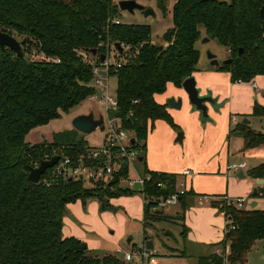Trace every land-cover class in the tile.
<instances>
[{
  "label": "trees",
  "instance_id": "16d2710c",
  "mask_svg": "<svg viewBox=\"0 0 264 264\" xmlns=\"http://www.w3.org/2000/svg\"><path fill=\"white\" fill-rule=\"evenodd\" d=\"M171 2L173 25L164 33L163 44H155L151 26L123 23L114 0H0V27L21 39L26 53L22 58L0 47V264H134L113 253L91 255L80 239L64 236L67 207L78 200L95 198L107 210L113 208L112 198L139 192L152 201L144 205L145 228L153 221L173 219L157 213L161 209H155L153 200L175 193L179 174L151 171L145 165L151 180L131 189L120 182L121 176H129L127 168L110 182L96 184L70 177L51 180L49 169L34 183L27 178L34 160L62 147L69 155L86 154L90 146L84 138L69 134L60 142H26L31 130L97 94L94 66L101 65L100 55L113 46L119 56L108 76L117 79L116 114L145 153L156 120L177 126L156 95L171 82L181 87L199 70L197 44L203 36L226 48V59L231 60L216 68L229 72L233 82L250 83L264 75V0H157L165 13ZM117 43L130 48L120 51ZM94 48L97 55L89 52ZM252 115L264 122V105L256 103ZM232 133L243 137L244 151L264 147V128L257 130L241 121ZM141 157L145 162L146 154ZM249 175L264 178V162ZM158 182L165 185L158 187ZM194 194L189 190L180 197L184 209ZM252 196L264 198V184ZM211 204L225 213L227 230L221 242L197 257V264H246L256 242L264 240V209L241 208L224 197ZM186 230L183 225L184 238ZM144 235L147 241L145 230Z\"/></svg>",
  "mask_w": 264,
  "mask_h": 264
},
{
  "label": "crops",
  "instance_id": "0c3cea01",
  "mask_svg": "<svg viewBox=\"0 0 264 264\" xmlns=\"http://www.w3.org/2000/svg\"><path fill=\"white\" fill-rule=\"evenodd\" d=\"M226 58L227 56L224 59ZM194 76L202 93L212 91L219 98V102L224 103L223 106L218 111L210 107L209 115L212 120L204 123L200 119L199 111H194L189 103L183 87L168 83L166 91L157 94L156 100L168 106L177 126H172L163 119L155 121L146 141L145 165L151 171L179 174V180L186 182L187 191L192 190L195 193L186 199L185 209L181 203L180 223L182 227H187L186 244L203 251L200 254L202 255L213 249L211 245L221 242L227 230L225 213L213 206L211 201L226 196L233 200L246 197V203L250 204L248 207L255 203L254 207L260 208L263 198L252 196L259 185V178L251 177L249 170L264 162V147L263 152L260 151L261 147L244 151L243 137L238 133L231 134V130L246 118L250 121L246 124L253 128V118H258L252 115L254 105H264V75L255 78L263 82V97L260 98L249 91L247 93L246 82H233L229 72L212 67L208 59ZM254 81L258 85V88H254L259 91V84ZM171 97H183L184 102L180 109L169 106L168 100ZM87 113L89 112L81 114ZM233 118L237 121L234 125ZM181 131L184 135L180 143L177 142V137ZM241 162H246V167L238 170L230 168L232 164ZM186 169L191 170L193 175L183 176ZM120 197L112 198V204ZM71 204L74 203L69 205ZM158 211H161L157 212L159 214L163 212ZM177 215L179 214L175 216ZM70 236L74 235H65ZM251 253L252 250L249 255Z\"/></svg>",
  "mask_w": 264,
  "mask_h": 264
},
{
  "label": "rangeland",
  "instance_id": "374dc122",
  "mask_svg": "<svg viewBox=\"0 0 264 264\" xmlns=\"http://www.w3.org/2000/svg\"><path fill=\"white\" fill-rule=\"evenodd\" d=\"M114 1L119 4L121 0ZM136 1L146 7L152 8L155 14L146 15L144 11L139 9H136L134 12L120 9V19L123 23L127 24L150 25L152 28V41L155 44H163L164 33L173 25L172 2L169 6V11L165 13L158 5L157 0ZM206 38L207 36H203L197 44L201 52L200 68L207 61L209 51L215 53L220 61L228 56L226 48L216 39L210 38L204 41ZM208 61L210 62L209 59ZM254 80L258 82L260 90L257 91L251 84L246 83L247 93L249 91L253 95L256 94L259 98L263 97L262 80ZM105 81L109 84L110 94L115 96L117 87L116 77H110ZM83 112H94L97 118L104 117L105 105L99 99L89 98L68 113H64L60 118L31 130L26 136V142L31 144L60 142L65 134H69L76 138H84L90 147L100 144L106 135L105 128H98L92 133H84L74 126V118ZM253 119V128L262 130L264 122L260 118L254 117ZM207 121L202 120L204 123ZM235 121L236 119L233 118V125L237 122ZM260 151L263 152V147L260 148ZM138 152L140 156L145 154L143 149H139ZM137 166L140 172L144 173L145 162L139 160ZM130 175L133 177L134 172L131 171ZM126 184V181H122L121 187H126ZM263 199L260 201L261 209H264ZM112 205L113 208L102 210L100 203L95 198H91L86 203L82 200L74 202V204L67 207V214L64 217L63 234L69 235L71 233L83 243H86L91 255L102 257L106 253H113L124 259L127 252L134 254L146 244L145 230L147 240L153 241L154 249L152 252L157 258V264H197V257L203 251L186 244L185 238L181 234L183 230L179 216L182 212L181 203L161 208L164 215L172 216L173 219L153 221L146 228L143 224L144 196L141 193L136 192L132 195H123ZM249 205V202H247L244 208ZM176 214L179 215L175 216ZM185 250L186 255L183 254ZM263 252L264 241L259 240L249 255L248 264H264ZM132 262L140 264L139 258L136 255Z\"/></svg>",
  "mask_w": 264,
  "mask_h": 264
},
{
  "label": "built area",
  "instance_id": "2783aa9c",
  "mask_svg": "<svg viewBox=\"0 0 264 264\" xmlns=\"http://www.w3.org/2000/svg\"><path fill=\"white\" fill-rule=\"evenodd\" d=\"M115 22L120 23V20L116 19ZM121 45L123 49L130 48V46L128 47L125 44ZM117 51L115 46L107 49L104 62L101 63V65L94 66V71L97 74L96 85L98 88L102 89V95L98 98L97 94H95L91 98L99 99L105 105L104 128L106 130V135L104 140L94 147H89L86 154L69 155L63 152L65 148L62 147L54 148L52 151L45 153L40 160H34L31 167H38L41 161L50 160L56 155L60 156L57 163L47 170L48 172L49 169H51V180L54 178L66 179L70 177L93 184L110 182L113 176L124 168L128 169L129 176H121L120 182L126 181V188H142L147 181L151 180V173H141L138 169L137 162L141 156L138 152L137 140L131 130L123 127L120 117L116 114L119 111L118 99L116 95L112 96L110 94L109 84L105 81L109 79L108 70L110 66L117 62L116 58L119 56ZM33 57H36L35 51L33 52ZM41 58L46 59L44 55H42ZM89 60L94 63L91 58H89ZM118 66H120L119 63ZM101 70L105 71V75H100L99 72ZM250 84L258 88L254 80L251 81ZM133 138H135V144L132 142ZM246 165V162H241L232 164L230 168L238 170L239 168L246 167ZM131 171L134 172L133 177L130 175ZM29 172L30 170H28V174ZM182 175L190 177L193 175V172L186 169L183 171ZM49 183L50 182H48V184ZM157 185L158 187H162L165 184L163 182H158ZM186 186L185 181L179 180L178 190L175 193L171 194L168 198H155L153 200L156 205L155 209H161L167 205L178 204L180 197L187 192ZM224 198L229 202L233 201L241 208L245 206L247 201L246 197H237L234 200L229 199L227 196ZM150 202L152 201L144 196V203ZM135 255L139 258L140 264L158 263L154 253L146 247V244L134 254L127 252L124 256V260L132 262Z\"/></svg>",
  "mask_w": 264,
  "mask_h": 264
},
{
  "label": "water",
  "instance_id": "95a60500",
  "mask_svg": "<svg viewBox=\"0 0 264 264\" xmlns=\"http://www.w3.org/2000/svg\"><path fill=\"white\" fill-rule=\"evenodd\" d=\"M119 7L122 10H128L130 12H134L136 9L142 10L145 12L146 15L155 14V11L152 8L146 7L143 4H140L136 0H121L119 2ZM261 15L264 16V6L261 9ZM210 38L207 37L205 40H209ZM117 48L120 49V51L123 50V47L120 43L116 44ZM0 47L2 49L10 48L14 50L19 56L22 58L26 57V53L23 49L22 43L20 40H18L14 35L10 34L7 31H3L0 27ZM90 53L93 55L98 54L97 49H90ZM242 52V49H240V53ZM208 59L210 60V65L218 67L222 64H225L227 62H230L231 59H224L220 61L215 53L212 51H209ZM101 63L105 60V54L100 55ZM105 71L101 70L99 73L100 75H105ZM182 87L184 91L187 94L189 103L192 105L194 111H199L200 113V119L201 120H208L211 119L209 115V109L212 107L215 110H219L220 107L223 106V102H219V98L215 97L213 95L212 91H208L207 93H202L201 88L197 86V80L194 75L187 77L183 83ZM102 95V89L99 88L97 92V97L100 98ZM184 99L183 97L175 98L171 97L168 100V104L171 108L180 109L183 105ZM250 121L246 118L244 120V123H249ZM74 126L84 133H92L98 128H104V117L101 116L100 118L95 117V114L93 112H89L87 114H79L76 116L73 120ZM183 132H179L177 137V142H182L183 140ZM132 142L135 144V138L132 139ZM60 156L56 155L50 160H43L41 161L40 166L38 167H31L30 172L28 174V180L34 183H39L41 180V177L43 174H45L48 170V168L55 165L58 161ZM140 161L143 160V157H140ZM258 184H264V178L258 179ZM258 193V187L254 189V194ZM256 204L254 203L252 207H254ZM161 212V211H157ZM83 246L86 247L87 244L83 243ZM146 247L149 250L154 249V244L152 240L146 241Z\"/></svg>",
  "mask_w": 264,
  "mask_h": 264
}]
</instances>
